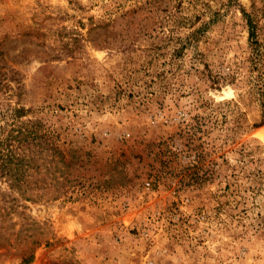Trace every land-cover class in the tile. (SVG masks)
I'll use <instances>...</instances> for the list:
<instances>
[{"label": "rangeland", "instance_id": "rangeland-1", "mask_svg": "<svg viewBox=\"0 0 264 264\" xmlns=\"http://www.w3.org/2000/svg\"><path fill=\"white\" fill-rule=\"evenodd\" d=\"M17 106L73 192L0 172V234L50 237L0 264H264V0H0V126Z\"/></svg>", "mask_w": 264, "mask_h": 264}, {"label": "trees", "instance_id": "trees-1", "mask_svg": "<svg viewBox=\"0 0 264 264\" xmlns=\"http://www.w3.org/2000/svg\"><path fill=\"white\" fill-rule=\"evenodd\" d=\"M249 25L250 36L254 40L257 34L256 24L250 15ZM8 110L6 113L9 115L6 118L11 120L10 127L0 126L1 175L8 177L11 186L17 187L25 197L39 199L44 194V189H49L47 193L55 194L52 188L60 183L56 180L57 172L60 171L63 176L60 187L63 194L68 195L73 192L71 190L73 185L67 183L70 177L68 168L71 165V159H68V150L53 139L55 137L53 128L39 118H25L31 110L25 106H17ZM3 115L6 114L3 113ZM43 158H49V160L40 163V159ZM53 163L55 166L52 168ZM59 163H61L60 166ZM43 165L48 174L42 173ZM60 190L55 197L62 194ZM4 243L23 246L21 258L29 263L35 257L36 247L43 243H50V237L43 232L42 235L37 236L35 233L29 234L24 233L23 230H17L1 233L0 244Z\"/></svg>", "mask_w": 264, "mask_h": 264}]
</instances>
